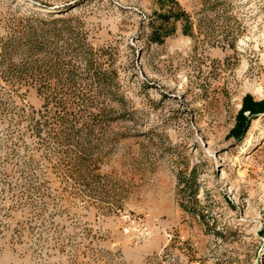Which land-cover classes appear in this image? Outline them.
I'll list each match as a JSON object with an SVG mask.
<instances>
[{
    "label": "rangeland",
    "instance_id": "rangeland-1",
    "mask_svg": "<svg viewBox=\"0 0 264 264\" xmlns=\"http://www.w3.org/2000/svg\"><path fill=\"white\" fill-rule=\"evenodd\" d=\"M246 97L264 0H0V264H264Z\"/></svg>",
    "mask_w": 264,
    "mask_h": 264
},
{
    "label": "trees",
    "instance_id": "trees-1",
    "mask_svg": "<svg viewBox=\"0 0 264 264\" xmlns=\"http://www.w3.org/2000/svg\"><path fill=\"white\" fill-rule=\"evenodd\" d=\"M248 111L251 115L258 113V112H263L264 111V102L261 103H254L250 97H246L243 106H242V110L240 112V121L242 122H246L247 121L245 119V117H243L242 112Z\"/></svg>",
    "mask_w": 264,
    "mask_h": 264
},
{
    "label": "bare ground",
    "instance_id": "bare-ground-1",
    "mask_svg": "<svg viewBox=\"0 0 264 264\" xmlns=\"http://www.w3.org/2000/svg\"><path fill=\"white\" fill-rule=\"evenodd\" d=\"M243 152V151H242Z\"/></svg>",
    "mask_w": 264,
    "mask_h": 264
}]
</instances>
